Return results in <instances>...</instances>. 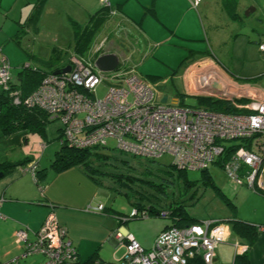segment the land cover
Listing matches in <instances>:
<instances>
[{
	"label": "crops",
	"instance_id": "1",
	"mask_svg": "<svg viewBox=\"0 0 264 264\" xmlns=\"http://www.w3.org/2000/svg\"><path fill=\"white\" fill-rule=\"evenodd\" d=\"M109 2L116 13L101 25L99 31L104 29L102 32H105L109 20L115 18L128 34L131 33V40L137 43L135 48L127 49L132 58L127 68L154 89L164 88L162 84L172 86L169 91L155 90L157 102L183 106L188 96L196 102L189 107H201L200 98L211 97L203 90L213 77L223 83L235 81L206 48H199L205 45L208 36L206 19L214 21L202 0L195 6L193 0ZM98 7L99 0H0V58L5 57L9 62L12 78H16L23 65H32L29 58L47 56L53 46L60 49L72 47L75 28L86 25ZM106 22L109 23L106 25ZM212 25L214 35H217L218 23L212 22ZM109 52L118 56L123 54L116 50L103 53ZM197 54L201 56L195 59ZM44 147L43 139L36 133L17 131L4 136L0 127V160L36 162L39 176L37 181L36 175L18 169L0 176V264L42 263L44 258L40 254L20 257L23 246L15 241V232L27 227L30 238H33V233L49 213H53L57 222L67 229V236L78 252L77 264L119 258L124 247L112 234L118 227L122 231L133 227L130 220L120 222V218L127 214L113 210L107 213L109 208L100 201L94 180L81 166L56 171L51 164L57 152L50 159L51 156H44L47 151ZM220 170L228 183L223 181L220 187H216L230 208L227 207L226 220H223L228 223L227 242L218 246L215 262L221 264L230 256L232 264L236 254L232 242L237 241L248 246L245 252L250 264H264V230L256 228L254 242L249 246L245 238L235 235L231 224L235 218L264 226V196L244 185L234 184L221 167ZM98 204L104 206L103 211L86 210L87 205ZM144 219L146 228H155L148 238H136L147 249L167 223L160 219Z\"/></svg>",
	"mask_w": 264,
	"mask_h": 264
},
{
	"label": "built area",
	"instance_id": "2",
	"mask_svg": "<svg viewBox=\"0 0 264 264\" xmlns=\"http://www.w3.org/2000/svg\"><path fill=\"white\" fill-rule=\"evenodd\" d=\"M200 1L193 0V5ZM99 6H110V2L99 0ZM259 50L264 52V41L259 43ZM68 62V72L45 74L24 100L28 107H36L62 123L66 144L82 149L104 147L108 138H114L122 152L150 159L169 154L176 168L186 170H203L226 153L228 157L221 165L226 177L264 194V90L260 86L229 81L224 83L223 93L203 90L247 111L227 113L157 102L154 87L130 69L102 73L94 63L74 54ZM10 69L9 62L1 57L3 91L10 88ZM103 83L105 93L97 98L95 90ZM240 99L246 102H236ZM33 170V162L19 169L32 174ZM103 209L102 204L86 206L88 211ZM148 216L147 210L133 207L120 222ZM259 229L264 230V226ZM112 235L124 247L123 253L113 260H94V264H217L216 250L226 243L228 230L221 219H200L183 227L162 229L147 249L120 227ZM15 241L23 246L20 257L40 254L44 258L41 264H75L79 259L67 229L53 213L47 214L33 238L27 227L17 229ZM232 246L235 253H243L248 247L237 241Z\"/></svg>",
	"mask_w": 264,
	"mask_h": 264
},
{
	"label": "rangeland",
	"instance_id": "3",
	"mask_svg": "<svg viewBox=\"0 0 264 264\" xmlns=\"http://www.w3.org/2000/svg\"><path fill=\"white\" fill-rule=\"evenodd\" d=\"M202 4L207 5L206 8L214 21L206 19V25H209L208 36L204 40L205 45L199 46V48H206L216 58V62H219L233 75L236 82L264 88V52L259 50V43L264 41V0H237V17L235 19H231L223 10L221 0H202ZM251 6L254 7V10L246 15V10ZM215 17H218V20ZM109 21L110 24L106 31L102 32L104 29H100L98 32L101 33L97 34L98 36L94 40L92 46L94 51L91 50L90 53L84 55V59L92 63L94 55L116 50L123 53L122 56H118L119 63L128 66L131 64L132 58L130 55L128 56L127 49L135 48L137 41L131 40V33L128 34L129 32L127 33V30L117 23V19ZM212 22L218 23L217 35H214ZM107 23L109 22H106V25ZM48 52L47 56L36 54L37 56L31 57L32 65L43 70H53L67 64L69 56L73 54L72 47L60 49L53 46ZM200 56L201 54H197L195 59ZM12 71L16 72L15 69ZM162 85L165 87H156L154 91L163 92L172 89L170 84ZM105 90L104 83L97 86L95 96L102 97ZM185 104V106H191L196 102L187 96ZM201 107L208 108L204 105ZM61 128L62 123L57 119L46 125L43 144L47 151L44 156L49 155L50 159L62 147L58 140ZM116 144L114 138H108L104 147L89 151L91 154H100V159L95 155H90L87 158V164L90 167L89 175L93 177L98 188L99 199L103 205L110 209L107 213L113 210L128 214L136 204L142 205L144 208L152 206L160 211L159 216L150 214L148 218L164 220L166 223L170 221V218L161 215L163 212L170 213L172 210L180 211L182 209L195 219L226 220L224 213L230 206L227 205L228 202L218 193L214 185L220 187L223 181L228 183V180L216 164H210L207 172L187 170L185 176H181L175 171L168 172L173 162V158L169 154H163L155 160H150L146 157L123 153L117 149ZM210 178L214 184L207 181ZM185 180L188 182L185 183ZM163 185H165L164 191H161ZM249 203L253 202L249 201ZM144 222L145 219L130 220L133 227L131 225V228H126L127 232L131 233L135 239L148 238L155 228H146ZM226 224L228 223L226 222ZM231 259L228 256L221 261V264H231Z\"/></svg>",
	"mask_w": 264,
	"mask_h": 264
},
{
	"label": "trees",
	"instance_id": "4",
	"mask_svg": "<svg viewBox=\"0 0 264 264\" xmlns=\"http://www.w3.org/2000/svg\"><path fill=\"white\" fill-rule=\"evenodd\" d=\"M221 4L223 10H225V12L228 14V16L231 19H235L237 17L236 14L237 0H221ZM113 10L114 8L111 5L99 6L98 10H96L94 14L91 15L90 20L87 22L86 25H84L81 28L79 26L75 28L74 40L72 46V52L74 55L78 56L79 58L85 61L84 55L91 52L99 28L106 20H108L110 16H113L112 14ZM100 54L102 53H98L94 55L93 59L95 60L96 57ZM68 63L69 62H67V64ZM92 63H94V61ZM67 64H64L62 67H58L53 70H43L35 65H31L30 63L27 66L23 65L20 68L16 78L14 79L12 78L10 82V88L8 89V91H3L0 89V127L2 134L4 136H7L17 131H27L38 134L44 140L47 123L55 119L50 117L44 111L36 107H28L24 103V100L32 91H34L37 88V86L40 84L45 74L51 73L58 69H62ZM120 69L129 70L126 65H119L117 70ZM14 93H16L17 95V101H15L16 96L14 95ZM199 101L202 105L208 107V109L211 108L210 110L224 111L227 113L247 112L245 109L237 108L234 105V103L229 100L217 99L212 97H201ZM236 102L245 103L246 100L240 99V100H236ZM58 140L62 144V147L57 152V156L55 157V159L52 161L51 165L54 167V169H56V171H62L70 166H74V165L81 166L84 173L93 179V177L89 175L88 170L90 167L87 164L88 163L87 158L90 155H95L96 158L100 159L101 158L100 154H95V153L91 154V152L89 153V151L101 147L85 148V149L71 147L65 142L63 128L59 129ZM234 145L235 147L238 146V144H234ZM227 157L228 156L225 153L221 156V158H219V160H216L213 164H216L217 166L222 168L221 165L226 160ZM150 160H155V159L152 158ZM27 161L28 160L26 159L14 163L7 160H0V172L3 174V173L11 172L14 169L19 170L20 168L26 166L30 162ZM33 165H34L33 175H36L37 177L36 180L39 181L38 172L36 170V162H33ZM208 167L200 171L207 172ZM174 171L181 176H185V172L187 170L178 169L173 164H171L168 169V172L172 173ZM207 181L213 183L211 178L208 179ZM187 182L188 181L185 180V183ZM164 187L165 185L161 186V191H164ZM214 187L217 189L218 193L222 196V194L219 192V189L215 185ZM258 194L264 196V194L260 192ZM133 207H136L139 210L140 209L147 210L149 216L150 214H156L158 216L160 214V211L156 210L152 206H149L148 208H144V206L142 205L140 206L135 204ZM163 216H168L170 218V221L167 223V225L164 228L171 226L183 227L199 221V219L190 217L188 213H186L183 209L180 211L172 210L170 213L166 212ZM231 224H232L233 232L235 233L236 236L245 238L249 246L254 242L256 235V228H259L260 225H253L247 222L237 220L235 218L231 220ZM78 260L75 262V264L78 263ZM92 264H94L93 260H92ZM232 264H250L247 253L246 252L236 253L233 257Z\"/></svg>",
	"mask_w": 264,
	"mask_h": 264
},
{
	"label": "water",
	"instance_id": "5",
	"mask_svg": "<svg viewBox=\"0 0 264 264\" xmlns=\"http://www.w3.org/2000/svg\"><path fill=\"white\" fill-rule=\"evenodd\" d=\"M254 10V7L251 6L248 8L245 12L246 15L249 14L250 11ZM119 57L117 54L109 52V53H103L96 57L94 60L95 67L102 73H111L117 70L119 67ZM70 70V65H65L62 69H58L53 71L54 74L59 73H65ZM209 89L214 90L215 92H218V94L223 93L225 90V85L220 79L217 77H213L208 84L204 86V90L208 91ZM211 91V90H209ZM208 93V92H207ZM214 93V92H212ZM0 176H2V173L0 172Z\"/></svg>",
	"mask_w": 264,
	"mask_h": 264
},
{
	"label": "clouds",
	"instance_id": "6",
	"mask_svg": "<svg viewBox=\"0 0 264 264\" xmlns=\"http://www.w3.org/2000/svg\"><path fill=\"white\" fill-rule=\"evenodd\" d=\"M119 65H121L120 63H119ZM53 73V72H52ZM44 145V144H43Z\"/></svg>",
	"mask_w": 264,
	"mask_h": 264
}]
</instances>
